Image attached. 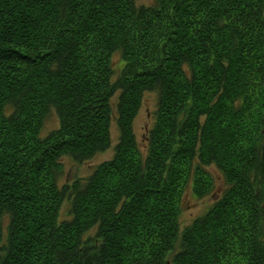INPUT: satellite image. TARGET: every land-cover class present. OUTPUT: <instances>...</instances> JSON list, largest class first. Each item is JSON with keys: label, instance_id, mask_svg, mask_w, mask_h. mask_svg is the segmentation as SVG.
I'll list each match as a JSON object with an SVG mask.
<instances>
[{"label": "trees", "instance_id": "trees-1", "mask_svg": "<svg viewBox=\"0 0 264 264\" xmlns=\"http://www.w3.org/2000/svg\"><path fill=\"white\" fill-rule=\"evenodd\" d=\"M0 264H264V0H0Z\"/></svg>", "mask_w": 264, "mask_h": 264}, {"label": "rangeland", "instance_id": "rangeland-1", "mask_svg": "<svg viewBox=\"0 0 264 264\" xmlns=\"http://www.w3.org/2000/svg\"><path fill=\"white\" fill-rule=\"evenodd\" d=\"M135 3L139 5H152L155 3V0H135ZM112 58V69H114L113 77H116L120 71V65L122 62V58H120V52H115L111 56ZM158 92L156 90L147 91L143 94L142 103L138 109V113L133 120V130L136 134L137 141L140 147H143L145 144V138L149 134L148 130L153 125L154 113L158 103ZM113 101L116 100V96L112 98ZM114 108V106H113ZM47 118L44 122V127L42 129L41 134L45 136L48 132L53 129H56L59 123L58 115L55 114L54 110L49 111L47 114ZM110 135H111V146L99 153L93 155L92 158L83 162H76L72 157L63 156L60 159L62 171L59 173L58 182L59 184L70 182V180L75 177H82L90 175L94 170L97 164L101 163V161L109 159L112 157V153L114 151L115 143L118 141L120 133L115 122V118L112 117L110 121ZM211 172L215 176V183L220 185L221 181L219 180V176L214 169L211 168ZM218 188V192H219ZM216 193H211L202 198H197L195 194H193L191 187L189 186L186 191L183 193V197L181 199V212L179 214V227L183 228V226L190 224V222L196 218L200 217L201 214L205 213L207 209L211 206V203L216 199ZM70 203L68 200H65L60 207L59 220L70 218Z\"/></svg>", "mask_w": 264, "mask_h": 264}]
</instances>
